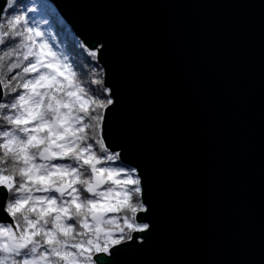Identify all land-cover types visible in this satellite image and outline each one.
<instances>
[{"label":"water","instance_id":"95a60500","mask_svg":"<svg viewBox=\"0 0 264 264\" xmlns=\"http://www.w3.org/2000/svg\"><path fill=\"white\" fill-rule=\"evenodd\" d=\"M48 1L103 43L107 139L145 173L150 230L114 264H264V0Z\"/></svg>","mask_w":264,"mask_h":264},{"label":"snow or ice","instance_id":"6c2138e0","mask_svg":"<svg viewBox=\"0 0 264 264\" xmlns=\"http://www.w3.org/2000/svg\"><path fill=\"white\" fill-rule=\"evenodd\" d=\"M46 8L0 4V264H114L150 230L145 173L107 139L103 43L69 47Z\"/></svg>","mask_w":264,"mask_h":264},{"label":"trees","instance_id":"16d2710c","mask_svg":"<svg viewBox=\"0 0 264 264\" xmlns=\"http://www.w3.org/2000/svg\"><path fill=\"white\" fill-rule=\"evenodd\" d=\"M21 3H23L27 6L35 7L38 9V11L40 10L39 9L40 5H46L47 8L44 10L45 14L54 15L57 18V20L60 21V23L55 25L56 31L59 34V39L61 41L67 39L69 42V47H70L71 37L75 36V34L71 30V28L68 26V24L61 18V16L55 10V8L51 2H49L48 0H21ZM30 15H35L37 20L40 19V16L37 15L36 13H32Z\"/></svg>","mask_w":264,"mask_h":264},{"label":"bare ground","instance_id":"6f19581e","mask_svg":"<svg viewBox=\"0 0 264 264\" xmlns=\"http://www.w3.org/2000/svg\"><path fill=\"white\" fill-rule=\"evenodd\" d=\"M55 8V7H54ZM55 10H56V8H55ZM59 14V13H58ZM69 26V25H68Z\"/></svg>","mask_w":264,"mask_h":264}]
</instances>
